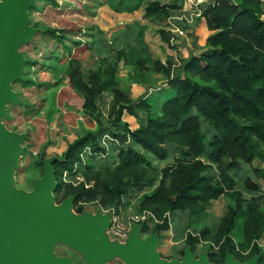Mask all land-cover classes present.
Returning <instances> with one entry per match:
<instances>
[{
    "label": "trees",
    "instance_id": "1",
    "mask_svg": "<svg viewBox=\"0 0 264 264\" xmlns=\"http://www.w3.org/2000/svg\"><path fill=\"white\" fill-rule=\"evenodd\" d=\"M107 2L116 13L143 9V18L156 26L161 40L170 45L167 22L179 9L176 0ZM263 17L264 0H216L199 16L210 33L203 47L193 42L200 54L165 63L152 57L140 32L137 45L115 53L131 78L146 85L148 95L137 100L122 88L117 64L101 58L84 74L80 61L72 57V47L47 31L69 59L68 81L83 101V114L97 126L70 143L63 158L54 161L55 204L72 198L77 214L88 204L109 211L122 205L125 198L142 194L137 213H150L156 221L152 233L160 235L170 229L169 216L175 212L198 218L211 203L224 197L232 205L218 225L204 226L198 236L187 235L186 245H210L211 264H224L228 255L245 263L247 258H242L240 251L248 248L249 257L256 256L257 264H264L259 245L264 239V190L259 184L264 185ZM58 55L53 53L51 60ZM149 74L163 78L168 89L165 97L154 95L160 89H153ZM104 96L110 99L106 115L101 110ZM125 115L135 118L136 128L123 120ZM203 121L211 130L206 138L209 151L201 131ZM144 153L159 162L170 155L174 160L157 169ZM108 155L113 160L102 171L83 163V157ZM78 166L83 167L81 180L77 184L64 181L63 175L75 172ZM243 167L250 171L242 183L244 191L251 194L248 198L233 177ZM239 219L243 220L242 241L236 244ZM146 228L145 222L144 231Z\"/></svg>",
    "mask_w": 264,
    "mask_h": 264
},
{
    "label": "rangeland",
    "instance_id": "2",
    "mask_svg": "<svg viewBox=\"0 0 264 264\" xmlns=\"http://www.w3.org/2000/svg\"><path fill=\"white\" fill-rule=\"evenodd\" d=\"M52 1L54 4L47 0H31L24 31L31 30L33 34L28 42L22 43L17 49V54L24 60L21 80L10 85L16 100L5 104L6 114L0 121L4 131L21 138V141L15 145L19 154L11 171L13 188L25 195L34 191L35 182L45 174L46 164L61 160L70 143L86 132H94L97 128L96 124L83 114L81 110L83 101L69 84L66 70L68 57L62 54V47L58 41L52 39L46 32L53 31L55 35L62 37L61 40L67 46L72 47V57L80 61L84 74L89 69H93L101 58L117 64V77L122 88L129 92L132 99L137 100L148 95L146 85L137 84L136 79L131 78L123 63L116 61L115 53L118 50H127L131 45H137L136 37L142 32L143 42L153 58L162 63L171 60L179 61V54L189 53L193 47L192 40L188 42L186 40L188 31H193L192 36L198 38L202 45L205 37L207 38L210 34L204 31L203 24L197 22V18L207 5L213 4L216 0H176L179 9L168 20L176 29L175 33L168 32L173 35L170 45L161 40L156 31L157 27L143 18V9L133 13H116L109 7L107 0ZM53 53L59 54L58 59L51 60ZM193 53L198 55L200 51L194 50ZM148 79L154 84L153 89H160L159 92H154V95L165 97L168 89L164 88L162 78L149 74ZM25 81H28L27 85L19 84ZM109 103L110 99L104 96L101 102L104 115L107 113ZM124 121L130 123L131 127L135 126L133 118L126 116ZM201 131L205 138L206 151H209L206 138L209 137L211 130L204 121L201 124ZM144 155L157 169L172 164L174 160L173 155L162 162L148 153ZM112 157L108 155L89 160L83 157V163L102 171L106 163L113 160ZM203 159L206 160L205 156ZM82 172V166L75 167V172L64 174L63 180L77 184L81 180ZM249 172L245 169L244 172L233 173L238 189H243L244 177ZM259 184L264 190V185L261 182ZM242 191L246 198L251 195L244 189ZM140 199L125 198L122 205L109 211L98 212L94 204L85 205L79 214L72 209L71 215L77 219L97 218L102 215L110 216V219L106 222L107 217H101L105 223L104 230L99 234L80 238L75 246L55 241L50 254L55 260L65 259L69 264H87L85 255L87 250L97 256L102 264H127L124 259L106 250V247L128 246L129 237L134 230H138L137 227H141L138 237L142 242L155 236L152 233L155 221L146 218L137 222V219L141 217V213H137ZM231 205L230 200L221 197L211 203L206 213L198 218L181 212H175L169 216L170 229L160 235L156 233L158 240L156 252L159 258L168 262L181 261L184 258V252L189 248L196 261L201 256H205L209 261L210 245L203 242L194 246L186 245V237L187 235L198 236L200 230L206 225L211 228L216 227L228 206ZM55 207L57 208L58 205L55 204ZM113 213L121 227L119 236L114 235L111 230ZM145 222L146 231H144ZM242 223V219L237 221L234 234L236 244L242 241ZM259 245L264 253V239ZM240 253L242 258H247L246 262L255 259L254 256L249 257L250 248ZM234 260L238 264L246 263L235 257Z\"/></svg>",
    "mask_w": 264,
    "mask_h": 264
},
{
    "label": "water",
    "instance_id": "3",
    "mask_svg": "<svg viewBox=\"0 0 264 264\" xmlns=\"http://www.w3.org/2000/svg\"><path fill=\"white\" fill-rule=\"evenodd\" d=\"M30 4L31 0L0 2V121L6 114L5 104L16 100L10 85L21 80L24 60L17 49L33 34L31 30L24 31ZM20 141L21 138L4 131L0 123V264H69L65 259L55 260L50 254L53 243L62 241L75 246L80 238L101 233L105 225L101 217H107L108 222L110 216L83 219L69 216L72 198L56 208L53 161L45 165V174L35 182L32 193L16 191L11 168L19 154L15 145ZM140 228L131 233L128 246H109L106 250L127 264H211L205 256L196 261L189 248L181 261L161 260L156 252L157 234L142 242L138 237ZM85 255L87 264H102L91 252L86 250ZM254 258L245 264H257V257ZM224 264L238 263L228 255Z\"/></svg>",
    "mask_w": 264,
    "mask_h": 264
},
{
    "label": "crops",
    "instance_id": "4",
    "mask_svg": "<svg viewBox=\"0 0 264 264\" xmlns=\"http://www.w3.org/2000/svg\"><path fill=\"white\" fill-rule=\"evenodd\" d=\"M198 16V15H197ZM198 20H197V22H199L200 24H203V27H204V31L205 32H208L207 30H206V28H205V24H204V21L201 19H199V16H198V18H197ZM172 25L170 24V22H168V26H167V29H172ZM193 31H188V33L186 34V36L188 37L186 40H187V42L188 41H190V40H192V43L193 42H195V45H197L199 48H201V47H203L204 46V44H205V39H206V37H205V39H204V43H203V45L202 44H200L199 43V40H198V38H195V37H193L192 35H193ZM208 36V35H207ZM195 49H194V46L191 48V51L188 53H182V54H179V57H182V58H186L189 54H191V53H193V51H194ZM198 51V50H197ZM194 55H197L196 53H193ZM175 61V60H174ZM164 84H165V82H164V80H163V78H162V80H161ZM164 88H167V86H166V84H165V87ZM126 116H128V117H130V118H133V117H131V116H129V115H125L124 117H123V120H124V118L126 117ZM133 120H134V127H131V124L130 123H128L129 124V126H130V128L131 129H134V128H136L137 127V121L135 120V118H133ZM244 167L242 168V171L244 172ZM247 170V169H246ZM249 172V171H248ZM249 174V173H248ZM141 196H142V194H133V195H131V196H129V197H127V198H131V197H135V198H138V199H140L141 198ZM207 226V225H206Z\"/></svg>",
    "mask_w": 264,
    "mask_h": 264
},
{
    "label": "built area",
    "instance_id": "5",
    "mask_svg": "<svg viewBox=\"0 0 264 264\" xmlns=\"http://www.w3.org/2000/svg\"><path fill=\"white\" fill-rule=\"evenodd\" d=\"M167 31L168 32H171V33H175L176 32V29H174V27H172L171 30L170 29H167ZM140 216L141 217H139V219H137V222L143 221L146 218H150L153 221H155L154 218L148 212H143V213L140 214ZM111 218H112V224H111L112 229L111 230H112V232H113L114 235L119 236L120 235V232H121V227H120V224L118 223V221H117L116 216H115L114 213L112 214V217Z\"/></svg>",
    "mask_w": 264,
    "mask_h": 264
},
{
    "label": "bare ground",
    "instance_id": "6",
    "mask_svg": "<svg viewBox=\"0 0 264 264\" xmlns=\"http://www.w3.org/2000/svg\"><path fill=\"white\" fill-rule=\"evenodd\" d=\"M69 216H72L71 214Z\"/></svg>",
    "mask_w": 264,
    "mask_h": 264
}]
</instances>
